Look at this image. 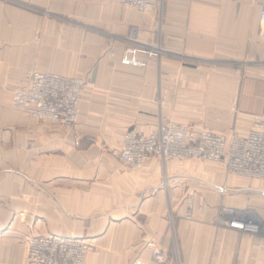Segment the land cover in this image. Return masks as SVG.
Instances as JSON below:
<instances>
[{
	"label": "crops",
	"instance_id": "0c3cea01",
	"mask_svg": "<svg viewBox=\"0 0 264 264\" xmlns=\"http://www.w3.org/2000/svg\"><path fill=\"white\" fill-rule=\"evenodd\" d=\"M264 0H0V264L29 233L85 238L84 264H264V179L222 163L112 154L130 128L170 121L228 135L264 111ZM134 53L140 67L121 59ZM32 71L86 81L71 125L10 107ZM245 213L254 232L228 226Z\"/></svg>",
	"mask_w": 264,
	"mask_h": 264
},
{
	"label": "built area",
	"instance_id": "2783aa9c",
	"mask_svg": "<svg viewBox=\"0 0 264 264\" xmlns=\"http://www.w3.org/2000/svg\"><path fill=\"white\" fill-rule=\"evenodd\" d=\"M137 11L154 9L159 18L164 14L165 0H112ZM261 19L264 21V6ZM120 63L140 67L132 52ZM86 81L77 76L53 72L32 71L28 81L13 91L10 106L29 116L55 124L74 123L79 98ZM117 161L126 167L140 169L151 157L176 161H210L222 163L230 173L264 179V111L255 114L246 132L233 129L228 135L206 129L196 130L170 121L148 130L130 128L123 134L121 145L112 151ZM228 226L240 231L254 232L256 224L245 213L227 209ZM170 239L157 244L147 241L153 251L149 264H169L166 248ZM24 264H84L93 245L85 238L57 234L29 233L24 238ZM133 264H144L136 258Z\"/></svg>",
	"mask_w": 264,
	"mask_h": 264
},
{
	"label": "rangeland",
	"instance_id": "374dc122",
	"mask_svg": "<svg viewBox=\"0 0 264 264\" xmlns=\"http://www.w3.org/2000/svg\"><path fill=\"white\" fill-rule=\"evenodd\" d=\"M81 78V77H80ZM83 90V89H82ZM10 102H11V100H10ZM11 107V106H10ZM12 108V107H11ZM12 109H14V108H12ZM15 110H17V109H15ZM32 233V232H31Z\"/></svg>",
	"mask_w": 264,
	"mask_h": 264
}]
</instances>
